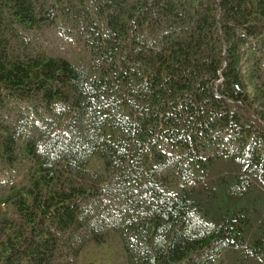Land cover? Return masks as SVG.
Returning a JSON list of instances; mask_svg holds the SVG:
<instances>
[{
	"label": "trees",
	"instance_id": "trees-1",
	"mask_svg": "<svg viewBox=\"0 0 264 264\" xmlns=\"http://www.w3.org/2000/svg\"><path fill=\"white\" fill-rule=\"evenodd\" d=\"M104 244L264 264V0H0V264Z\"/></svg>",
	"mask_w": 264,
	"mask_h": 264
},
{
	"label": "rangeland",
	"instance_id": "rangeland-1",
	"mask_svg": "<svg viewBox=\"0 0 264 264\" xmlns=\"http://www.w3.org/2000/svg\"><path fill=\"white\" fill-rule=\"evenodd\" d=\"M118 256V249L113 245H89L79 254V261L82 264H118L116 261Z\"/></svg>",
	"mask_w": 264,
	"mask_h": 264
}]
</instances>
